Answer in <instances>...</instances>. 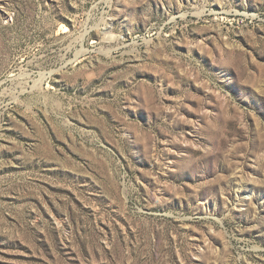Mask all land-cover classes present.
<instances>
[{
  "label": "rangeland",
  "instance_id": "374dc122",
  "mask_svg": "<svg viewBox=\"0 0 264 264\" xmlns=\"http://www.w3.org/2000/svg\"><path fill=\"white\" fill-rule=\"evenodd\" d=\"M0 264H264V0H0Z\"/></svg>",
  "mask_w": 264,
  "mask_h": 264
},
{
  "label": "bare ground",
  "instance_id": "6f19581e",
  "mask_svg": "<svg viewBox=\"0 0 264 264\" xmlns=\"http://www.w3.org/2000/svg\"><path fill=\"white\" fill-rule=\"evenodd\" d=\"M13 74V73H12Z\"/></svg>",
  "mask_w": 264,
  "mask_h": 264
}]
</instances>
